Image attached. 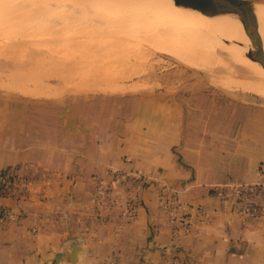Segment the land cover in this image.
<instances>
[{"label": "crops", "instance_id": "crops-1", "mask_svg": "<svg viewBox=\"0 0 264 264\" xmlns=\"http://www.w3.org/2000/svg\"><path fill=\"white\" fill-rule=\"evenodd\" d=\"M176 95L169 102L165 94L146 93L142 105L149 106L140 109L134 95L133 105L125 97L118 107L113 93L59 108L6 104L0 167L29 182L19 186L21 197L0 196V208L16 216L0 221V264H264V213L243 219L235 199L223 202L213 190L263 179L264 162L261 169L242 152H225L226 142L236 146L256 134L262 113L237 117L228 137L212 130L214 120L225 126L219 109H182ZM193 112L210 118L202 136L194 132ZM117 169L144 171L175 187L185 206L178 226L188 228L170 226L159 184L139 192L126 185L117 189L113 205V199L98 202L95 178L110 180ZM136 195L135 215L125 220V199ZM76 245L81 250L71 263Z\"/></svg>", "mask_w": 264, "mask_h": 264}, {"label": "rangeland", "instance_id": "rangeland-1", "mask_svg": "<svg viewBox=\"0 0 264 264\" xmlns=\"http://www.w3.org/2000/svg\"><path fill=\"white\" fill-rule=\"evenodd\" d=\"M122 4L118 0H0V113L9 107L6 104L15 108L16 104L27 107L33 102L30 106L38 109L59 108L64 103L86 105L92 96L105 93L116 95L118 107L124 104L125 97L129 98L128 106L133 105L134 95V107L140 109L149 106L142 105L146 93H177L175 103L182 109L211 108L207 114L219 109L223 118L220 123L225 126H217L219 121L214 120L212 130L215 133L218 128L228 137L232 128L237 129V117L248 114L255 119L261 112L256 134L246 136L236 146L226 142L225 152H242L243 159L260 162L262 169L264 87L252 80L255 75L233 64L227 51L216 50L212 58L205 60V49L199 47L192 52L188 41L175 33L190 28L209 35L212 43L222 39V35H210L197 21L186 22L180 16L175 18L176 28L163 36L161 24H154V20L146 18L141 28H135L131 21L138 15L128 16L121 9ZM116 14L123 16L117 19ZM119 20L125 22L120 24ZM224 41L240 48L244 57L249 54L235 40ZM169 48L174 51H168ZM179 54H190L193 59ZM184 89L189 94L181 95ZM208 92L213 93V99L205 95ZM12 97L20 98V103ZM167 99L173 102L171 96ZM231 108L235 112L231 113ZM198 113L193 112L192 122L194 132L202 136L203 131L210 130L209 124L205 125L210 118L199 117Z\"/></svg>", "mask_w": 264, "mask_h": 264}, {"label": "built area", "instance_id": "built-area-1", "mask_svg": "<svg viewBox=\"0 0 264 264\" xmlns=\"http://www.w3.org/2000/svg\"><path fill=\"white\" fill-rule=\"evenodd\" d=\"M95 189L98 202H109L120 187L130 185L136 191H141L150 184H159L162 206L168 216L170 226L178 231L188 228V225L178 226V220L183 218L185 206L180 201L179 191L168 184L164 179H158L155 176L138 170H113L111 179L104 177L95 178ZM29 180L23 175H19L15 169L9 167H0V196L21 197L20 185H27ZM215 195L223 202L235 199L239 205V213L243 219L257 217L264 213V176L259 182L254 183H225L213 188ZM115 199L109 205L115 203ZM140 198L136 195L125 199L122 216L125 220L134 217ZM16 216L9 209L0 208V221L15 219ZM115 260V259H114ZM112 260V264L115 261ZM180 264V263H179Z\"/></svg>", "mask_w": 264, "mask_h": 264}, {"label": "bare ground", "instance_id": "bare-ground-1", "mask_svg": "<svg viewBox=\"0 0 264 264\" xmlns=\"http://www.w3.org/2000/svg\"><path fill=\"white\" fill-rule=\"evenodd\" d=\"M96 1L105 2V0H96ZM119 1L123 2L121 9H123V12H128V16L138 15L136 18H134L131 21V25L135 28H141L143 22L147 19L151 21L154 20V24H161L160 30L163 33L162 34L163 36L164 34H168V33L170 34L173 27L174 29L176 28L174 24L176 20L175 18H177V16H180L186 22L197 21L199 27L202 26L206 30L205 32L209 33L210 35L212 34L222 35L223 37L222 39L216 40L215 42L212 43L211 42L212 40L209 37V35L196 33L190 30V28L189 29L187 28V30L183 29L184 31L175 33L178 37H180L181 40H185V42L188 41L189 43L188 46L193 49L192 52H197L199 47L205 49L204 50V52L206 53L205 60L212 58V56L216 54L215 53L216 50L227 51L230 55L231 62L233 64L240 66L244 70L243 72L246 71L250 74H253V77L255 75L256 78L255 79L252 78V80H254V82L259 83V85H262L264 87V67L258 61H255L249 54L244 57L243 56L244 52L240 50V48L231 47L224 41L227 39L235 40L237 43H240L239 45L243 47L247 53H249L247 44H249L250 40L246 35V33L244 32L243 25L240 21L228 16H210V15L194 12L188 9L176 8L175 6L172 5L171 0H166L167 1L166 4L164 3V0H118V2ZM148 1L150 3H148ZM258 7L260 10V14L264 17V3L260 4ZM121 16L123 15H119V14L114 15V17H116L117 19H120ZM211 20H215L218 22H212ZM123 22L125 21L119 20L120 24H122ZM83 24L85 23L83 22ZM260 34L264 44V25L260 27ZM168 51L173 52L174 49L169 48ZM179 55L188 59H193L190 56V54H179ZM198 60L201 59L199 58ZM256 88H254L255 91L260 89V88L258 89ZM257 92L259 93V91Z\"/></svg>", "mask_w": 264, "mask_h": 264}, {"label": "water", "instance_id": "water-1", "mask_svg": "<svg viewBox=\"0 0 264 264\" xmlns=\"http://www.w3.org/2000/svg\"><path fill=\"white\" fill-rule=\"evenodd\" d=\"M177 8L188 9L210 16H228L240 21L250 42L247 48L250 56L264 67V44L260 34L261 20L259 5L253 0H171ZM79 245L70 251L68 261L76 263Z\"/></svg>", "mask_w": 264, "mask_h": 264}]
</instances>
